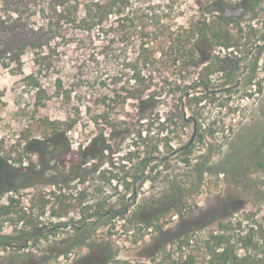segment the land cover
<instances>
[{
	"label": "trees",
	"instance_id": "obj_1",
	"mask_svg": "<svg viewBox=\"0 0 264 264\" xmlns=\"http://www.w3.org/2000/svg\"><path fill=\"white\" fill-rule=\"evenodd\" d=\"M238 10L237 3L226 0H0V67L30 84L38 97L50 94L49 99L62 108L61 120L41 121L40 128L46 129L44 138L63 136L80 126L91 127L90 133H96L92 142L102 145V156L106 152L144 153L146 157L136 165L139 175L132 174L125 186L128 195L123 200L134 204L147 181L160 183L158 171L155 177H148L147 169L163 167L177 151L185 153V166H192L191 156L208 144L207 158L198 166L203 174L210 171L206 165L216 154V146L208 141L227 132L230 125L221 119L206 126L201 107L209 97L239 86L241 61L255 56L250 49L244 58L237 57L241 47L249 46L247 40L243 43V17L237 15ZM222 50L228 51L229 57L222 56ZM28 55L33 63L29 74L24 60ZM218 73H225V81L216 85L212 76ZM44 74L51 83L43 81ZM242 85L249 92V100L257 85L250 77ZM153 123L160 126L162 144L147 145L144 152L137 141L147 140L150 129L143 127ZM187 127H191L189 133H185ZM183 136L187 143L175 148L173 142L182 141ZM262 148L257 153L244 144L233 149L226 159L228 172L241 190L221 198L218 207L196 218L184 211L187 191L171 187L157 192L159 197L153 203L169 200V208L145 214L143 210L149 207L145 202L142 213L138 211L128 220L127 231L141 225L154 232L144 242L136 262L108 255L107 263L264 264V217L260 210L251 209L255 203L239 202L244 194L248 198L258 196L257 200L264 198V191L252 178L253 172L264 170ZM92 154L90 148L62 152L58 167L65 172L63 183L84 185ZM55 182L62 184V180ZM85 189L69 205L60 201L55 209L53 203L52 217L61 218L78 209L87 200ZM49 203L50 199L43 200L41 208ZM13 204L14 199L2 207L5 214H10ZM104 208L100 207L89 221L84 220L82 226H74L75 236L63 242H69L67 250L49 257L42 255L38 264L60 259L79 243L92 253L82 259L95 261L93 253L98 245L88 241L98 227L108 226L110 220L121 215L114 207L102 214ZM170 209V221H162ZM40 210L37 213L32 207L28 216L24 211L19 216L24 227L13 246L28 248L29 241L47 232L38 223L45 213ZM110 213H114L112 218ZM94 216L98 223L90 221ZM173 216L178 219L172 221ZM25 257L37 259L32 253L18 254L16 262H23Z\"/></svg>",
	"mask_w": 264,
	"mask_h": 264
},
{
	"label": "rangeland",
	"instance_id": "obj_2",
	"mask_svg": "<svg viewBox=\"0 0 264 264\" xmlns=\"http://www.w3.org/2000/svg\"><path fill=\"white\" fill-rule=\"evenodd\" d=\"M226 1L238 4L237 15L243 17L241 22L243 43L246 40L249 43V46L241 47L237 57L244 58L250 49L255 53L253 59L241 61L238 73L242 80L239 86L228 93H223L224 95L216 94L209 97L201 107L206 126L209 122L222 119L230 125L229 130L224 134H217L211 142L208 141L209 144L214 143L216 146V154L206 165L210 168L209 172L201 173L198 166L207 158L208 144H205L201 152L195 151L191 156L192 166H185L182 162L187 158L185 153L177 151L163 167L157 169L150 166L147 169L148 177H155L158 171L160 183L154 185L147 181L134 204H126V199L123 200V197L128 195L125 186L127 181L130 182L132 174L139 175L136 165L146 157L144 153L136 154L133 151L132 154L125 152L112 155L106 152L102 156L100 151L102 145L92 142L96 133H90L91 127L84 129V126H80L75 132L63 136L57 135L52 139L44 138L42 133L46 129L40 128L41 121L46 118L51 121L61 120L64 115L62 108L54 100L49 99L50 94L38 97L30 84L20 82L0 67V264H38L42 255L49 257L55 252H64L69 242L65 244L63 242L75 236L74 226H82L86 223L84 220L89 221V217L98 213L102 206L105 207L102 214L114 207V210L121 215L110 220L108 226L98 227L88 241L98 245L97 251L93 253L96 260L82 259L92 253L88 246L79 243L72 247L68 254H64L62 256L64 258L44 264H73L79 259L82 260L80 264H99V262L110 264V261L107 263L106 260L108 255H113L119 260L136 262V257L142 253L144 242L149 241L154 232L152 229L142 228L141 225H136L132 230L127 231L128 220L134 213L138 211L142 213L141 208L145 202L149 205L143 210L145 214H151L157 209L169 208L171 203L169 200L153 203V199L159 197L157 192H166L171 187L182 192L187 191L184 211L196 218L201 213L218 207L221 198L232 195L237 189L241 190L229 175L226 159L231 156L234 148L243 144L253 153H257L262 146L264 156V0ZM228 53L222 50L221 54L229 57ZM255 58L258 60V68H255ZM24 60L26 73L29 74L30 67L33 65L31 57L28 55ZM67 77L68 79L72 77L71 71L68 72ZM224 77L225 73L212 76L216 85L225 81ZM246 77L252 78L253 83L257 85L256 93L252 89L249 100L246 98L249 92L242 85ZM46 79L48 78L45 75L43 81L47 84L51 83V79ZM191 127H187L185 133H189ZM143 129H150L146 141H137L144 152L147 151L145 149L147 145L152 147L162 144V132L159 131L158 124L153 123ZM187 141V137L183 136L182 141H174L173 146L178 149ZM194 146L196 147V144H193ZM85 148H90L93 152L91 162L87 165V182L78 187L73 186L76 182L72 186L63 183L62 176L65 172L58 167L60 154L66 151L79 152ZM124 149L126 150V147ZM252 152H250L251 155ZM253 173V180L257 181L259 189L264 191V170ZM61 180L62 184L55 182ZM84 188L86 189L83 193L87 195V200L78 205V209L66 215L63 214L61 218L52 217L53 203L56 202L55 209L60 201L69 205L74 201L72 198H75ZM60 195L61 198H57ZM257 197L248 198L246 194L240 195L239 202L248 200L249 205L255 203L251 209L260 210V216L264 217V198L261 196L260 200H257ZM12 199L16 201V204L11 206L10 214H5L2 207L8 205ZM48 199L50 203L47 207L41 208L43 200ZM32 207H35L37 213L39 208L40 212H45L38 223L40 226L44 225L47 232L40 239L29 241L28 248L15 247L13 245H16L18 241L19 231L24 227L23 223L19 222V216L23 214V211L28 216L30 211H26V208ZM172 209L166 212L162 221H170L169 213ZM126 210L128 212L122 214ZM18 212L20 214H17ZM113 214L110 213L108 216L112 218ZM177 219L178 216L172 217V221ZM90 221L99 222L95 216ZM86 230L90 231V228ZM26 253L36 255L38 260L25 257L21 260L23 262L17 263L16 255Z\"/></svg>",
	"mask_w": 264,
	"mask_h": 264
},
{
	"label": "built area",
	"instance_id": "obj_3",
	"mask_svg": "<svg viewBox=\"0 0 264 264\" xmlns=\"http://www.w3.org/2000/svg\"><path fill=\"white\" fill-rule=\"evenodd\" d=\"M26 210L28 211V209L26 208ZM71 254V253H70ZM61 258H64V257H61Z\"/></svg>",
	"mask_w": 264,
	"mask_h": 264
}]
</instances>
